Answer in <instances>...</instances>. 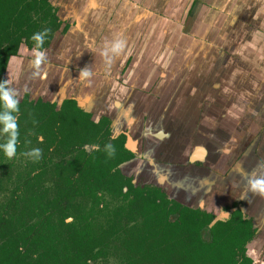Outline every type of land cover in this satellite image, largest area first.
Instances as JSON below:
<instances>
[{"label": "crops", "instance_id": "1", "mask_svg": "<svg viewBox=\"0 0 264 264\" xmlns=\"http://www.w3.org/2000/svg\"><path fill=\"white\" fill-rule=\"evenodd\" d=\"M190 1L185 7V0H50L69 27L55 32L38 71L67 77L73 99L93 97L91 110L115 118L133 138V152L151 142L148 162L129 160L123 172L141 166L149 182L183 202L194 188L197 204L210 210L243 198L264 232V195L251 186L264 180V74L249 65L264 62V0H230L221 8L223 25L213 3V20L200 17L210 14L202 7L195 24L185 21L200 2ZM117 39L126 46L111 59ZM85 66L91 75L80 77Z\"/></svg>", "mask_w": 264, "mask_h": 264}, {"label": "trees", "instance_id": "2", "mask_svg": "<svg viewBox=\"0 0 264 264\" xmlns=\"http://www.w3.org/2000/svg\"><path fill=\"white\" fill-rule=\"evenodd\" d=\"M39 5H47L46 0H0V46L6 43L5 53L15 52L19 36L29 37L35 27L30 25L34 23L31 11ZM51 20L55 29L58 28L57 16H52ZM74 102H69L70 121L81 113L88 118L89 114L82 112ZM56 115L61 116L62 112ZM84 122L85 132L92 138L82 142H98L97 139L103 137L101 144H105L108 131L102 134L101 128L89 119ZM49 132L47 128V139ZM52 132L56 138L59 135L64 140L68 138L59 131ZM70 132L79 135L73 130ZM114 143L115 149L126 152L120 138ZM112 153L105 144L83 156L78 170L80 181L109 183L95 186L127 200L105 226H96L90 214H77L75 221H65L68 208L64 207V198L71 196L73 211H78L72 198L81 184L56 185L57 195L49 203L61 213L53 220L48 215L34 217L41 191L39 184H27L25 179L24 184L5 186L1 191L5 193L4 201L0 204V264H94L100 255H105V248L119 238L127 264H254L256 256L248 252L247 246L256 239L255 231L252 221L244 219L240 209L210 226L214 215L207 211L170 201L155 187L125 184L118 171L111 172L117 163L126 160L125 156L113 160ZM83 188L86 192L91 190L88 184ZM122 212L126 215L136 212L142 218L132 217L134 222L130 224L129 219L122 221ZM97 230L103 232L99 234ZM97 247L99 249L95 250Z\"/></svg>", "mask_w": 264, "mask_h": 264}, {"label": "flooded vegetation", "instance_id": "3", "mask_svg": "<svg viewBox=\"0 0 264 264\" xmlns=\"http://www.w3.org/2000/svg\"><path fill=\"white\" fill-rule=\"evenodd\" d=\"M46 2L47 5L33 7L31 16L34 23L30 22V25H34L35 27L30 31L29 37L19 36V42L14 53H5L4 50L6 48V43H2V47L0 46V82L7 80L8 85L11 88L16 89L19 94V111L18 113H14L17 117L18 141L16 144V154L11 159L5 155L2 147L9 139V136L3 131L4 125L0 124V204L4 201L5 193H1V191H4L3 188L5 186L8 187L12 184H24L25 179H27L29 182L27 184H39L41 186V191L39 192L40 196L36 202V213L34 217H44L45 215H48L49 219L53 220L57 219L56 217L58 213H61L60 209L53 208L49 203L57 195L58 188L56 185L81 184L80 190H76L72 198V202L74 201V204L79 209L78 211H73L70 204L71 196H69L70 198H64V207L68 208L65 221H75L74 216L77 214H80V216H87L90 214L89 217L96 226L100 224L105 226L106 222L109 219H112L114 214H116L118 207L127 204V200H122L120 197H116L111 193L105 192L100 187L97 188L95 186L96 184L109 183L95 182L91 179H83L80 181L78 170L83 156L90 154L93 150H97L106 144L113 152V160H117L120 156H125L126 160L117 163L111 169L112 173L118 171L123 176L125 184H133V186L144 188L155 187L170 201L177 202L182 206H187L193 209L198 208L207 211L214 215L210 226L220 219H227L233 211L240 209L243 218L252 221V227L255 231L254 238L260 239L257 240V243L255 244V246H258L254 247V251L256 252L255 256L258 257L257 260L259 261L255 262L254 260L253 262L254 264H261L262 260H260L259 252H262L264 257V235H262L264 232L259 230L258 225L255 223V218L244 210L245 205L243 198L233 199L229 202L227 201L225 205L219 207L218 214H215L214 210L207 208V205L201 206L203 203H200V205L197 204L196 198L198 197L196 195V189L194 188L188 192L189 197L183 202L178 199L177 196H171L168 193V190L164 187L149 182L145 176L142 175L144 168L141 166L137 169L136 167L129 169L128 171L131 172L129 174L123 172L120 166L129 160L136 159L138 162L142 161L141 163L148 162L149 159H146L144 152L149 151L148 149L151 147V142L146 139V147L144 146L145 142H143L142 149H140L141 154L139 155L136 152H133L132 149H127V138L131 136L121 130L115 131L116 126H112L113 119L111 120V117L102 115L100 111H85L79 105L77 99H73L70 96V83L68 82L67 77H64L60 72H58L56 77L51 75L47 76L46 72L41 73V69L38 71L39 68L33 64L37 53L42 52L45 56L44 51L50 48L55 32L58 31L63 24L56 13V7L52 5L50 0H46ZM48 8L50 9L49 13ZM17 10H19L18 7ZM52 16H57L58 28L56 29L54 27V22L51 20ZM23 27L24 26L21 28ZM68 27L69 21L65 22L64 26H62V33H64ZM45 30H47V32L44 35L43 45L40 48H37L36 42L31 39V37L33 34L44 33ZM46 63L47 61L44 59L40 66L43 64L45 65ZM63 64L64 63L61 62L55 63L56 66L61 68H63ZM55 77L57 83L55 82ZM24 86L26 88H24ZM71 100L75 101V106L82 112L89 114L88 118L81 113L77 119L70 121L71 117L69 114L71 111L69 109V102ZM3 111V102H0V112ZM60 112H62L61 116L56 115V113L59 114ZM86 119H89L94 125L100 127L102 134L108 131L105 144H101L103 137L97 139L98 142H82L92 138L91 135H88L85 132L87 131L85 127L86 123L84 122ZM142 121L144 122V119ZM47 128L50 130L48 135L50 137H48V139L46 137ZM69 130H73L79 135L72 134ZM52 131L64 133V136H68V138L64 140V138H61V135L56 138ZM118 138L121 139L122 146L125 148L126 152H119L114 148V140H117ZM131 143L135 145L133 138H131ZM117 145L119 146V143H117ZM147 146L148 149H145ZM37 148L42 150L41 158L36 160L35 157L27 156L24 170H19L15 173L16 164L14 160L17 155L19 153H27L32 149ZM149 154L153 155L151 151ZM160 164L167 165V161L161 160ZM84 184L90 186V192H86L87 189L83 188ZM123 190L126 191L127 187H124ZM201 199L203 201L216 200L213 197H207L205 195ZM194 201L195 204H193ZM122 217V221H126L127 219L131 220L130 224L134 222V219H131L132 217L139 220L142 218L137 215L136 212L131 215H126L122 212ZM97 231H99V234L103 232V230ZM113 240L116 239H112L111 241ZM97 249H99V247L95 250ZM251 252L254 253L253 251ZM125 256L126 252L124 246H121L119 238L105 248V255H100L99 259L94 264H127V261H125L124 258Z\"/></svg>", "mask_w": 264, "mask_h": 264}, {"label": "clouds", "instance_id": "4", "mask_svg": "<svg viewBox=\"0 0 264 264\" xmlns=\"http://www.w3.org/2000/svg\"><path fill=\"white\" fill-rule=\"evenodd\" d=\"M47 30L44 33H37L33 34L31 39L36 42L37 48H40L44 42V35L46 34ZM126 46V42L123 39L115 40L110 48V52L112 53V58L118 57L124 50ZM107 55V53H106ZM45 59V56L42 52H38L33 64L39 68L42 61ZM111 62V60H110ZM91 72L88 70L87 66L80 70L79 76L80 77H87L90 76ZM18 92L16 89L11 88L8 85L7 80L0 82V102H3L4 111L0 112V124L4 125L3 131L8 134L9 139L7 142L2 146L5 155L11 159L16 154V144L18 141V124H17V117L14 113H18L19 111V99H18ZM111 147V146H109ZM24 155L29 157H35L36 160H39L42 156L41 149H32L31 151L24 153ZM252 189L254 191L258 190L260 194L264 195V180H256L252 182Z\"/></svg>", "mask_w": 264, "mask_h": 264}, {"label": "rangeland", "instance_id": "5", "mask_svg": "<svg viewBox=\"0 0 264 264\" xmlns=\"http://www.w3.org/2000/svg\"><path fill=\"white\" fill-rule=\"evenodd\" d=\"M59 2H60V0H58ZM171 1H173V0H171ZM197 1H200V2H197L198 3V5H194V6H192V7H194V9H192V10H190V12H188L187 14H184L185 15V21H186V19H188V22H191V23H193V24H195V21H192V16L194 15V17L195 18H197V15L198 14H194L195 13V11L197 10V8H202V7H204L205 9L204 10H210V14H203V13H201L200 14V17L201 16H205L206 17V20L207 19H211V20H213V16H212V12H211V8L209 7V5H211L212 3L213 4H215L216 5V9H215V12H216V14L214 15V17L216 18V23H217V25H223L224 23H225V21L223 20V17L222 18H220V16H223V14L225 13L224 12V10H222L221 8H223V7H227L228 5H229V3H230V0H211V1H208V0H197ZM247 2H249V0L247 1ZM64 2H62V4H63ZM189 3H191L192 4V2L190 1V0H185V2H184V5H185V7L186 6H189L190 4ZM253 3V7L250 9V11L251 12H253L254 10H255V5H256V3H255V1H253L252 2ZM261 4H263L264 5V1L261 3ZM199 5H202V6H199ZM208 6V7H207ZM257 7V6H256ZM259 12V11H258ZM179 15H182V14H179ZM256 15V14H255ZM65 18H67L68 20H72L73 18L71 17V15H68L67 17H65ZM179 27V26H178ZM180 29V28H179ZM169 32L171 33V36H170V38H175V32H176V30L175 29H172V30H169ZM220 35H223V31H221V34ZM264 35V34H263ZM218 36V35H217ZM222 41V40H221ZM261 60H263L262 58L260 59V60H258V61H253V63L254 64H252L251 62H250V67H254V68H259V69H261L260 70V72H262L263 74H264V62L263 61H261ZM260 75H261V73H260ZM24 88H26L25 86H24ZM245 97H246V95H245ZM228 108V107H227ZM110 111H109V114L112 116V115H117V113L114 111L113 112V110L112 109H109ZM228 110H229V108H228ZM94 111H96V109L95 108H93L92 110H91V112H94ZM239 111V113H240V109L238 110ZM228 112H230V111H228ZM93 114H95V113H93ZM92 114V115H93ZM92 118H94V117H92ZM114 120L115 118H112L111 117V120ZM115 124H113L112 126H114ZM116 126V125H115ZM120 130H122V129H120ZM115 131H119V129H118V127L116 126V128H115ZM26 155H24V153H19L18 155H17V157H16V159L14 160L15 161V164H16V167H15V173L17 172V171H23L24 170V165H25V163L27 162L26 161ZM125 172V171H124ZM125 173H131V172H129V171H127V172H125ZM214 210V213L215 214H218V209H213ZM257 240H260V239H258V238H256V239H254L252 242H250V244L248 245V252H251V251H253L254 253L253 254H255L256 255V252L254 251V247H257V246H255V244L257 243ZM257 249V248H256ZM252 253V252H251ZM259 256H260V260H262V263L261 264H264V257H263V254H262V252H259ZM259 260H255V262H258ZM113 262V261H112Z\"/></svg>", "mask_w": 264, "mask_h": 264}, {"label": "water", "instance_id": "6", "mask_svg": "<svg viewBox=\"0 0 264 264\" xmlns=\"http://www.w3.org/2000/svg\"><path fill=\"white\" fill-rule=\"evenodd\" d=\"M93 97H88L87 99H77L79 105L85 110V111H91V101ZM129 149H134V145L131 143V138H128V144L126 145ZM123 164H121L120 168L122 169ZM256 224H258L257 221H255Z\"/></svg>", "mask_w": 264, "mask_h": 264}]
</instances>
